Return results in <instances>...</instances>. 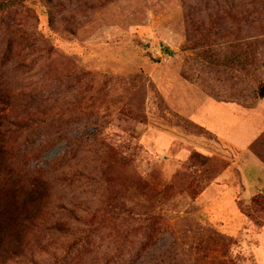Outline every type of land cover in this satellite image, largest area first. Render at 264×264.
Returning a JSON list of instances; mask_svg holds the SVG:
<instances>
[{
	"label": "rangeland",
	"instance_id": "obj_1",
	"mask_svg": "<svg viewBox=\"0 0 264 264\" xmlns=\"http://www.w3.org/2000/svg\"><path fill=\"white\" fill-rule=\"evenodd\" d=\"M260 81L264 0L0 9V264H264V134L235 151L172 107L186 85L252 106ZM196 116L248 141L214 102ZM232 159L260 191L230 196L234 170L205 196Z\"/></svg>",
	"mask_w": 264,
	"mask_h": 264
},
{
	"label": "crops",
	"instance_id": "obj_2",
	"mask_svg": "<svg viewBox=\"0 0 264 264\" xmlns=\"http://www.w3.org/2000/svg\"><path fill=\"white\" fill-rule=\"evenodd\" d=\"M186 86H187V89L184 90L181 94H179V97L181 96L186 100H184L183 103H181L180 101H177L174 98L173 106H172L173 109L176 110L178 113L182 114L183 116L191 119L195 123L199 124L200 126H203L209 132L216 135L217 137L223 138V139L227 140L228 142L232 143L234 146L238 147L241 151H245L247 148L249 149L252 142L256 138H258V136L264 130V116L263 115H257V114H259V112H262L261 111L262 109H264V101L263 100L258 102V104L256 106H254L252 108H248V107H245V106L238 104L236 102L219 101L213 97L201 94L200 92L196 91L195 89H192V87L189 85H186ZM213 102L215 104H217L223 111H225L226 114H231L236 118V120H238V122L232 124L233 126L230 128L228 135H230V133H235L236 131H238L239 128H241V126H243V128H241V135L243 136L244 139L248 140L246 143L241 145L236 140L235 141L231 140L230 138L226 137L221 132L217 131L214 127L210 126L206 119L205 120H198V118H196V117H198L196 115L198 113H200L203 108H205L207 105L212 104ZM255 110H258V111H256L257 114L255 115V117H253L254 122L251 124V122L249 123L247 118ZM250 135H251V137H250ZM249 137H250V140H249ZM179 138L190 143V144L193 143L196 146L202 145L201 139L198 137H195L193 135H190V136L185 135L184 138H182L180 136ZM237 167L239 169H237ZM234 170L240 171V174L242 176L243 186L240 185L239 192H237V189L235 187H233V189L231 190L230 196H232V197L236 196V193H240L241 191L243 192V194L249 193V195H254L260 191V190L259 191H255V190L258 189V187L260 186L259 183H260L261 178L252 177L251 179H249L247 177V174H246L247 172L245 173V170L242 167V165H240L237 160L232 159L230 164L223 170V172L219 175V177L214 182H212L211 185H209L205 188L203 194H205V196H206V193L210 189H212V190H218L219 189L220 190L221 187H223V186L219 185V183L226 180V177L230 178V181H228V182L230 184H232V186L235 185V183H234L235 180L233 179V173H232Z\"/></svg>",
	"mask_w": 264,
	"mask_h": 264
},
{
	"label": "trees",
	"instance_id": "obj_3",
	"mask_svg": "<svg viewBox=\"0 0 264 264\" xmlns=\"http://www.w3.org/2000/svg\"><path fill=\"white\" fill-rule=\"evenodd\" d=\"M14 2H15V0H3V1H0V9H1V10H6V9H8L11 5H13ZM244 60H245V58H243L242 56H240V55H236L233 59L230 58V57H228V58H227V61H225L224 64H225V65H229V64H231V62H235V63H237V64H241V65H243L244 68H245V65H244V63H243ZM256 94L258 95L259 98H262V99L264 98V81H260V82L258 83L257 88H256ZM213 98H214V97H213ZM215 99H217V98H215ZM217 100H219V101H225V102H236V103L241 104V105H243V106H245V107H248V108H252V107L256 106V105L258 104V102L262 101V100H258L254 105H252V106H246L245 104H242V103H240L239 101H234V100H222V99H217ZM189 120L191 121V123L188 122L187 120L184 121V119H183V120H180V121L183 122V123H185V124H187L188 126H192V127H194V128H197V127H196L197 125L200 126L199 124L195 123V122L192 121L191 119H189ZM200 127H202L203 129H205L206 131H208V130H207L206 128H204L203 126H200ZM208 132H209V131H208ZM263 134H264V130L261 132V134L258 136V138H260ZM258 138H256V139H258ZM256 139H255L254 141H256ZM218 141L221 142L223 145H225L226 147H228V148H230V149H234L235 151H236V150H239V151H240V149H239L238 147L234 146L232 143L228 142V141L225 140V139H220V140H218ZM254 141H253L252 144L250 145L249 149H250V148L252 149V145L254 144ZM261 161H262V160H261ZM262 162H263V161H262ZM263 163H264V162H263ZM263 193H264V190H263ZM258 195H259V194H257V195H255V196L251 197V202H254V203L260 204V205H262V207L264 208V194H263V196H258ZM2 230H3V228H1V226H0V247H1V243H2V237H1V235H2Z\"/></svg>",
	"mask_w": 264,
	"mask_h": 264
}]
</instances>
